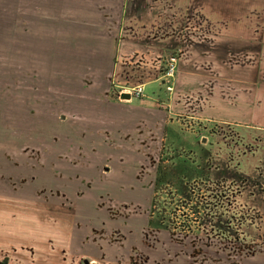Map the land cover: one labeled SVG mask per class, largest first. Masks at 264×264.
<instances>
[{"label": "rangeland", "instance_id": "rangeland-1", "mask_svg": "<svg viewBox=\"0 0 264 264\" xmlns=\"http://www.w3.org/2000/svg\"><path fill=\"white\" fill-rule=\"evenodd\" d=\"M73 1L0 0V264H264V127Z\"/></svg>", "mask_w": 264, "mask_h": 264}, {"label": "crops", "instance_id": "crops-1", "mask_svg": "<svg viewBox=\"0 0 264 264\" xmlns=\"http://www.w3.org/2000/svg\"><path fill=\"white\" fill-rule=\"evenodd\" d=\"M225 1L226 5L216 1L206 4L205 0H76L70 6L76 7L80 22L99 24L82 17L92 15L93 6L104 22L101 29L135 31L122 34L120 51L128 50L129 38L141 54L149 49L162 56L164 46L173 45L169 52L179 47L181 81L185 77L228 79L227 88H215V96L204 98L205 120L264 127V0ZM114 16L117 22L112 21ZM200 59H208L210 66L199 69L195 61Z\"/></svg>", "mask_w": 264, "mask_h": 264}, {"label": "built area", "instance_id": "built-area-1", "mask_svg": "<svg viewBox=\"0 0 264 264\" xmlns=\"http://www.w3.org/2000/svg\"><path fill=\"white\" fill-rule=\"evenodd\" d=\"M178 62H179V58L175 55H172L171 57L168 58L167 65L165 68L163 81L166 89L170 92L174 90L172 84L177 74ZM136 94L137 96L143 95V89H138L136 91Z\"/></svg>", "mask_w": 264, "mask_h": 264}, {"label": "water", "instance_id": "water-1", "mask_svg": "<svg viewBox=\"0 0 264 264\" xmlns=\"http://www.w3.org/2000/svg\"><path fill=\"white\" fill-rule=\"evenodd\" d=\"M121 98L122 99H125V100H130V99H132V95L131 94L123 93V94H121ZM86 264H89V262L86 261Z\"/></svg>", "mask_w": 264, "mask_h": 264}, {"label": "flooded vegetation", "instance_id": "flooded-vegetation-1", "mask_svg": "<svg viewBox=\"0 0 264 264\" xmlns=\"http://www.w3.org/2000/svg\"><path fill=\"white\" fill-rule=\"evenodd\" d=\"M133 98V97H132Z\"/></svg>", "mask_w": 264, "mask_h": 264}]
</instances>
